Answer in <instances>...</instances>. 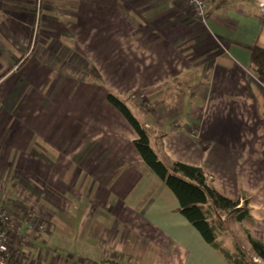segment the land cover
Returning a JSON list of instances; mask_svg holds the SVG:
<instances>
[{
    "label": "crops",
    "instance_id": "obj_1",
    "mask_svg": "<svg viewBox=\"0 0 264 264\" xmlns=\"http://www.w3.org/2000/svg\"><path fill=\"white\" fill-rule=\"evenodd\" d=\"M256 44L255 0H223L205 20L182 0H42L39 12L33 0H0V207L21 264H227L145 165L108 92L130 98L164 160L248 197L264 241ZM174 79L194 80L192 98L146 107Z\"/></svg>",
    "mask_w": 264,
    "mask_h": 264
},
{
    "label": "trees",
    "instance_id": "obj_2",
    "mask_svg": "<svg viewBox=\"0 0 264 264\" xmlns=\"http://www.w3.org/2000/svg\"><path fill=\"white\" fill-rule=\"evenodd\" d=\"M251 65L254 72L264 79V47L259 44L251 49ZM180 82L181 79H174L172 83ZM107 100L136 131L138 137L134 145L145 165L176 197L179 202L178 212L203 239L227 264H264V241L254 237L250 229L252 215L248 197L242 195L243 203L242 199H229L215 189L210 176L202 167L178 160L162 159L152 144V137L157 134L135 115L129 103L130 98L108 92ZM230 220L241 225L247 247L236 239L228 243ZM108 264L117 263L110 261Z\"/></svg>",
    "mask_w": 264,
    "mask_h": 264
},
{
    "label": "built area",
    "instance_id": "obj_3",
    "mask_svg": "<svg viewBox=\"0 0 264 264\" xmlns=\"http://www.w3.org/2000/svg\"><path fill=\"white\" fill-rule=\"evenodd\" d=\"M36 10L39 12L42 0H33ZM190 6L197 18L205 20L210 16L211 9L223 0H182ZM257 4L264 8V0H255ZM15 228V223L9 213L0 207V264H21V258L10 245V234ZM31 229L45 232L47 226L43 222L31 220Z\"/></svg>",
    "mask_w": 264,
    "mask_h": 264
},
{
    "label": "rangeland",
    "instance_id": "obj_4",
    "mask_svg": "<svg viewBox=\"0 0 264 264\" xmlns=\"http://www.w3.org/2000/svg\"><path fill=\"white\" fill-rule=\"evenodd\" d=\"M192 82L188 83V81L181 80L180 84H173L167 83L162 86V89L159 91H155L154 96L147 99L145 102H149V104L146 105V107H151L158 103L159 106H171V105H177L183 107V103L187 100H190L191 97V89H192ZM191 88V89H190ZM137 97V96H136ZM180 97V98H179ZM134 98H132L133 100ZM137 101L141 100V96L136 98ZM184 101V102H183ZM130 103V102H129ZM154 112V110H153ZM135 113V112H134ZM135 115L141 120L140 116L135 113ZM154 146V145H153ZM160 155V154H159ZM162 159V157L160 155ZM228 231L230 234V237H228V243L232 241V239L238 240L240 244H244L247 247L246 241H245V235L243 232V229L240 224L236 223L235 221H229L228 222ZM255 261H259L262 263L259 259H255Z\"/></svg>",
    "mask_w": 264,
    "mask_h": 264
}]
</instances>
